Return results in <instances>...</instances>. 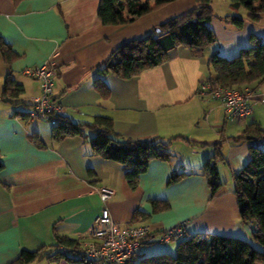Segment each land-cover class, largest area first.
Returning a JSON list of instances; mask_svg holds the SVG:
<instances>
[{
    "label": "crops",
    "instance_id": "1",
    "mask_svg": "<svg viewBox=\"0 0 264 264\" xmlns=\"http://www.w3.org/2000/svg\"><path fill=\"white\" fill-rule=\"evenodd\" d=\"M98 3L0 0V40L16 55L7 62L0 53V264L16 259L23 249H54L55 234L87 243L89 228L102 207L100 186L114 190L106 205L120 227L147 223L157 235L186 221L188 235H232L248 240L251 225L240 219L232 173L249 159L251 142L237 140L247 124L254 122L264 129V80L254 87L249 99L252 113L243 120L230 116L218 100L201 95L199 85L213 77L207 64L213 52L232 57L248 44L251 34L264 39V13L258 22L245 19V13L238 29L213 16L208 26L215 41L225 43L223 48L213 43L198 56L189 49H177L166 62L120 78L101 72L118 46L191 10L196 3L175 0L127 25L102 24ZM46 62L55 69L53 95L63 116L80 124L91 123L95 116L109 117L113 135L121 141L171 140L169 161L151 159L132 188L123 164L93 153L91 130L54 140L49 123L47 127L31 123L34 118L14 116L15 110L28 111L31 99L40 94L39 81L28 70ZM7 76L22 88L16 98L1 95ZM221 140L223 160L217 163L221 186L211 196L200 171ZM174 170L187 175L169 184ZM153 200L167 207L155 211ZM136 211L140 215L135 218ZM153 242H144L136 255L141 249L142 255L175 250L168 245L142 247ZM43 260L74 264L65 259L37 261Z\"/></svg>",
    "mask_w": 264,
    "mask_h": 264
},
{
    "label": "trees",
    "instance_id": "2",
    "mask_svg": "<svg viewBox=\"0 0 264 264\" xmlns=\"http://www.w3.org/2000/svg\"><path fill=\"white\" fill-rule=\"evenodd\" d=\"M16 1V0H15ZM175 0H99L97 16L104 25H127L137 17L157 10ZM232 8L242 6L246 10L247 20L258 22L264 13V0H229ZM195 7L180 15L167 19L154 26L140 37L133 38L118 46L104 61L101 72L111 73L120 78H130L144 70L158 66L169 58L168 51L182 45L194 55L215 41V34L208 26L214 16L212 0H195ZM229 21L241 28L245 19L226 15ZM0 53L9 62L16 55L8 45L0 40ZM213 77L207 81L211 86H228L241 89L256 87L264 80V39L251 34L248 44L241 47L238 54L225 57L213 52L207 58ZM101 80L97 79L100 88ZM20 85L7 76L4 80L1 95L16 98L21 93ZM13 115L28 120L31 117L26 110H15ZM113 122L105 116H95L91 123H75L68 117L59 115L52 126L51 137L60 140L67 135L81 134L85 128L92 131L89 138L93 153L120 162L125 167V177L134 188L138 177L147 169L151 159L169 161L170 141L150 140H117L113 135ZM247 138L249 159L244 166L232 173L233 193L236 197L240 219L251 225V239L260 245L253 246L247 239L219 234L186 235L178 240L176 254L165 251L139 256L137 264H264V146L253 143L264 141V129L257 123L247 124L242 135ZM39 141V138H36ZM221 140L214 146L213 153L201 166L200 175L204 176L211 196L220 188L221 182L217 163L223 160L220 152ZM3 163L0 159V171ZM187 174L172 171L168 183H173ZM153 210L167 207L165 202L152 201ZM136 211L134 216H139ZM75 239L55 234V248L41 247L36 250L23 249L18 257L7 264H31L33 261L46 259H65L74 264H94L83 258L73 259V250L78 247ZM127 264H132L128 262Z\"/></svg>",
    "mask_w": 264,
    "mask_h": 264
},
{
    "label": "built area",
    "instance_id": "3",
    "mask_svg": "<svg viewBox=\"0 0 264 264\" xmlns=\"http://www.w3.org/2000/svg\"><path fill=\"white\" fill-rule=\"evenodd\" d=\"M28 72L40 84V94L31 99L28 115L31 118L45 120L53 126L56 124V117L62 115V106L53 95L55 69L46 62L29 69ZM199 93L218 100L232 117L243 120L252 113L249 99L255 93L254 87L243 90L228 86L213 87L205 81L199 85ZM253 144L261 147L264 146V141H256ZM97 191L102 207L89 228V241L79 244L73 250L72 256L75 260L83 258L84 261L94 264H127L133 260L140 246L146 241L166 244L188 235L186 221L165 228L157 235L153 234L151 226L147 223L120 227L112 219L106 205L114 195V190L107 186H100Z\"/></svg>",
    "mask_w": 264,
    "mask_h": 264
},
{
    "label": "rangeland",
    "instance_id": "4",
    "mask_svg": "<svg viewBox=\"0 0 264 264\" xmlns=\"http://www.w3.org/2000/svg\"><path fill=\"white\" fill-rule=\"evenodd\" d=\"M228 2H229L228 0H212V4H211L212 5V11H213L214 16H216L215 18H216V20H218V22H219V20L224 22V19H221V18H223L225 15H227L226 13H228V12H230L232 15H235V17H240V18H242L241 16H243L246 13V10L242 6H239L237 8L228 7ZM235 28L238 29L236 26H235ZM213 43L216 44L218 47L221 46L222 48L225 45V43H223L222 41H220L218 39L216 41H214ZM182 48L189 49L188 47L182 46V45L176 47L175 49H171L170 51H168L169 58L174 55V52H176L177 49H178L177 51L185 50V49H182ZM17 105L20 108H24V106L21 103H19ZM31 123H38V124H41V125H45L47 127L50 126L48 124V122L46 123L45 121H42V120L37 119V118H34ZM248 241L251 242L255 248L260 249V245L258 243H256V242H254L251 239V237L248 238ZM177 243H178V240H173V241H171L169 243H166V244H160V243L153 242V243H151L149 245H143L142 247L146 246V247H150V248H153V249L154 248L155 249H159V248H163V247L168 245L170 247H175V250H172V252H169L167 250L165 252L171 253L172 255H175L176 254V245H177ZM142 251H143V249H141L140 252L133 258V260L131 261L132 264H137L138 263L139 256L142 255L141 254ZM163 251H164V249L152 252L151 254L158 253V252L161 253ZM33 264H49V263H47V261L43 260V261H35ZM51 264H55V262H51Z\"/></svg>",
    "mask_w": 264,
    "mask_h": 264
}]
</instances>
